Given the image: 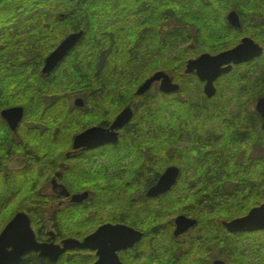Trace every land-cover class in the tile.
Returning a JSON list of instances; mask_svg holds the SVG:
<instances>
[{
  "label": "flooded vegetation",
  "instance_id": "obj_1",
  "mask_svg": "<svg viewBox=\"0 0 264 264\" xmlns=\"http://www.w3.org/2000/svg\"><path fill=\"white\" fill-rule=\"evenodd\" d=\"M33 3L0 0V57L11 56L8 62L0 61V113L19 107L23 110L20 121L0 115V225L10 218L5 227L20 212L29 216L17 211V205L32 211L36 196L48 203L39 211L42 226L34 229L31 225L40 243L62 245L66 239L82 243L106 226L124 227L122 249H114L107 236L97 235L89 248H76L59 258H73L75 264H96L100 259L108 264H264V229L232 233L226 228V223L264 204V172L254 175L253 188L244 181V191L226 196L225 192L231 194L244 178L227 180L224 168L208 170L210 163L205 160L211 151L224 153L227 121L228 130L250 129L242 122L251 115V128L256 132L251 138L257 135L258 124L264 130L263 117L256 110L264 94L256 96L242 75L255 61L231 64L228 73L212 81L214 93L209 97L207 81H201L196 71L186 74V64L203 54L215 56L232 47L207 50L191 37L186 64L179 71L182 55L178 48L170 45L163 51L161 47V4L156 8L150 3L146 6L144 0L143 5L142 0L132 5L103 3L99 10L93 8L89 21L92 34L83 43L87 39L82 28L85 24L74 27L70 22H57L77 14L78 0ZM77 33H82L79 41L52 71L43 74L49 55ZM148 41V48L143 49ZM206 46H210L208 42ZM198 50L201 52L195 55ZM80 58L89 59L87 71L92 82L74 85L61 76L58 98L49 99L56 94H50L48 83L37 76L64 74ZM121 58L122 70L113 83L114 64ZM159 72L168 75L178 90L164 92L161 82L155 81L138 93L145 81ZM76 100H81V105H76ZM36 105L42 109L25 114ZM178 105L183 106L181 110ZM124 110L130 112V119L113 131L114 141L92 149L73 148L77 135L94 127L109 130ZM212 112L216 113L217 130L206 121ZM191 116L197 117L196 131L187 124ZM82 120H90L92 125L78 131ZM152 120L158 127L151 131ZM203 129L208 134L204 135ZM114 146L118 148L114 155L98 153ZM237 150L245 155L240 160L247 155L255 157L256 140L249 139ZM91 153L96 154L93 159L88 157ZM36 154L46 156L41 169L33 164ZM193 160L200 163L198 168ZM170 168L177 171L174 183L164 193L150 196ZM84 193L85 200L72 202V196ZM178 219L184 223L180 232Z\"/></svg>",
  "mask_w": 264,
  "mask_h": 264
},
{
  "label": "trees",
  "instance_id": "obj_2",
  "mask_svg": "<svg viewBox=\"0 0 264 264\" xmlns=\"http://www.w3.org/2000/svg\"><path fill=\"white\" fill-rule=\"evenodd\" d=\"M5 1V0H2ZM9 2H17V3H26V2H44L46 0H6ZM50 2H59L60 0H47ZM66 2L73 3L74 0H64ZM141 0H78L77 3V14L73 13L74 16L69 19H57L58 24L70 22L71 26L80 27L84 25L82 28L85 30V37L87 39L83 42L89 41V36L92 34L89 21L93 18L94 12L92 10H99L101 4L112 2L114 4L125 3L128 5L139 3ZM145 5L150 3L154 6L156 4H161V19H160V37H161V47L164 49L171 45V48L179 47L180 44L189 42V38L193 37L194 42H198L199 46H205L208 50L211 47L217 49L216 51L222 49H229L240 42V39L243 37H249L257 42L259 45L263 46L264 49V0H144ZM33 3V4H34ZM142 0V5H143ZM95 5V7H94ZM193 7H195L196 11L192 13ZM95 8V9H93ZM98 8V9H97ZM154 9V8H153ZM152 11V10H151ZM230 11H235L240 18L241 28L236 29L231 27L226 21V15ZM4 13V12H3ZM65 21V22H64ZM88 26H87V25ZM150 41V40H149ZM148 43L143 46V49L148 48ZM208 42L209 47L206 46ZM214 43L215 45H211ZM170 49V48H169ZM187 46L180 48L177 53L181 54L182 57L179 61L182 63L179 66V71H183V68L187 61ZM83 51L89 52V49L84 47ZM203 51V50H202ZM213 51V52H216ZM201 51L198 50L195 55H198ZM11 60V56L7 53L5 56L0 57L1 62H8ZM138 60V56H135V61ZM123 59H118V62L114 64V67L117 68L113 75V83H116L117 78L122 70V65L120 64ZM105 63V62H103ZM168 67V64H165ZM1 66L6 69L5 63L1 64ZM102 69L104 64H100ZM89 68V59L80 58L76 65L71 66L68 71L65 70L64 74H54L44 77L42 75L37 76L39 80L47 82L48 87L47 90L50 94H60V90L58 85H61L62 77H68L69 81L72 84L86 85L92 82L90 74L91 72L87 71ZM264 50L263 54L260 58L255 60V63L251 66H248L247 69L243 70L242 75L243 78L246 77V81L249 82L248 88L255 91L256 96L264 94ZM245 73V74H244ZM62 76V77H61ZM27 79H22V81L27 83ZM243 81V79H240ZM103 92H101L102 94ZM55 95V96H56ZM66 98L71 99V95H66ZM54 101V100H53ZM24 106V105H22ZM26 106V105H25ZM182 105H178V109H182ZM42 109L41 105H36L33 107V111H29L25 114L37 113ZM165 111L162 112L164 114ZM199 116V114H197ZM216 113L212 112L211 116L206 120L209 121V125L213 127L215 130L216 123ZM197 117L196 119L192 116L188 118L187 124L193 126V131L197 130ZM239 124V120L237 121ZM254 122V117L249 115L246 118L245 125H249L250 129H242L243 127H237L231 130L228 121L225 123V131L223 132V136L227 135V139L225 140L226 147L224 148V153L221 151H211L206 156V161L209 162L208 170L211 167H215L218 170L224 168L227 180L229 178L238 177L241 175L243 179L241 182L233 189L231 194L225 192L226 196L236 195L237 190L244 191L245 189H241L244 187L242 182L247 181L248 186L253 188L256 184L253 180L255 178L254 175L264 172V130L260 128L258 124L257 135L251 138L255 131H252L254 128L252 126ZM151 125L148 126L149 130H154L153 127H158V124L154 120L150 122ZM241 124V122H240ZM92 125L90 120H82L81 128L78 131L85 129ZM164 126V125H162ZM162 126L160 127L163 130ZM204 135L208 132L203 129ZM210 133V132H209ZM249 139L256 140V146L258 148V154L253 157L247 155L246 158L242 160L239 157H244L245 155L238 154V147H242L249 141ZM118 148L117 146L112 147L111 151H101L98 152L100 155H104L108 157L109 154H115ZM91 153L88 157H92V159L96 156V154L92 155ZM46 156H37L35 155L34 165L35 167L41 169L42 160ZM48 158V157H47ZM49 159V158H48ZM50 160V159H49ZM197 161L193 160L195 163V167L198 168L200 163H196ZM214 172V171H212ZM212 175V174H210ZM258 190V186L254 188V191ZM116 192V191H115ZM122 202H118V207H121ZM48 203L41 202L38 200V197L33 198V207L31 210H22L20 209L21 203L17 205V211H26L29 213V217L31 219V225L34 229L40 228L43 223H40L43 219L42 216L39 215V211L41 208L47 207ZM255 205V204H253ZM229 208H227L228 211ZM228 216V212H227ZM231 218V217H230ZM10 218L4 220L2 225H0V229L4 228L5 223ZM60 237H63L60 235ZM232 239V238H230ZM234 241V239H232ZM21 264H75L73 258L63 256L56 263H52L46 259L39 258L35 253L29 254Z\"/></svg>",
  "mask_w": 264,
  "mask_h": 264
},
{
  "label": "water",
  "instance_id": "obj_3",
  "mask_svg": "<svg viewBox=\"0 0 264 264\" xmlns=\"http://www.w3.org/2000/svg\"><path fill=\"white\" fill-rule=\"evenodd\" d=\"M227 22L230 26L234 28H241L240 19L236 12H230L227 16ZM82 33L72 34L67 39H65L53 53L49 55L46 59L45 65L43 67L42 73L48 74L52 71L57 64L63 59L66 52L81 38ZM248 45L252 48L254 54L251 56L241 57L237 54V48L241 43ZM263 53L262 47L255 43L253 39L245 37L241 42L231 50L222 52L218 55L211 56L209 54H203L196 60H191L186 65V74H190L196 71L197 76L201 81H207L205 86V93L210 97L214 93V87L212 81L215 80L219 75L228 73L231 69V64L239 65L243 63H248L255 59L261 57ZM211 65V70H207L206 66ZM222 66H228L227 68L222 69ZM160 81V89L164 92L177 91L178 86L173 85L170 81L168 75L163 72H159L153 75L151 78L147 79L145 83L138 89V93L145 92L150 85L155 82ZM81 100H76V105H81ZM257 112L263 117V127H264V98H260L257 101L256 105ZM22 108L11 109L3 113H11L14 115V119L20 121L22 117ZM130 119V112L124 110L121 112L115 121L113 122L111 128L106 130L108 134L102 137L89 138L86 133L90 132L93 128L87 129L81 134L77 135L73 142V148L78 149L80 147H87L88 149L95 148L104 143L114 141L116 139V133L113 131L116 129L122 128ZM177 177L176 169H168L164 175L161 177L159 183L151 189L149 192L150 196H155L161 193H164L167 189L171 187ZM87 194H78L72 196L73 203H81L85 200ZM264 208V204L252 209L245 217L235 219L229 223H226V228L229 232L235 233L240 231H256L263 230L264 224L260 223L258 220L256 222H250L248 216L251 213L256 212L257 209ZM17 220L22 221L24 224V231L28 234L29 243L20 244L13 246V244L8 243L3 248H0V264H21L23 257L29 253H37L40 258H46L52 263H56L58 259L67 251L74 250L76 248H89L92 242L97 235H105L109 238V241L114 245V249H122L124 243V227L122 226H106L101 228L95 235L87 237L82 243L74 239H66L62 242V245L54 243H40L36 240L34 231L31 228V221L29 217L21 212L16 214L7 225L14 224ZM6 225V226H7ZM177 232H180L184 228L183 219H178L176 221ZM119 228L122 230L123 238L117 242H113L111 239V229ZM49 252H54V255H50ZM96 264H108L105 263L103 259H100Z\"/></svg>",
  "mask_w": 264,
  "mask_h": 264
},
{
  "label": "snow or ice",
  "instance_id": "obj_4",
  "mask_svg": "<svg viewBox=\"0 0 264 264\" xmlns=\"http://www.w3.org/2000/svg\"><path fill=\"white\" fill-rule=\"evenodd\" d=\"M237 54L241 57L251 56L254 54L251 47L245 45L243 42L237 48ZM207 70H211V65L206 66ZM0 115L7 117L9 120L14 119L13 114L11 113H0ZM108 132L104 127H94L90 132H87L86 135L89 138H96L106 136ZM250 222H256L257 220L264 224V208L257 209L256 212L251 213L248 216ZM123 238L122 230L119 228L111 229V239L113 242L119 241ZM11 243L13 246L20 244L29 243L28 234L24 231V224L22 221L17 220L14 224L7 225L3 229H0V248H3L6 244ZM50 255H54V252H49Z\"/></svg>",
  "mask_w": 264,
  "mask_h": 264
},
{
  "label": "rangeland",
  "instance_id": "obj_5",
  "mask_svg": "<svg viewBox=\"0 0 264 264\" xmlns=\"http://www.w3.org/2000/svg\"><path fill=\"white\" fill-rule=\"evenodd\" d=\"M188 45V43L186 42V43H182V44H180L179 45V47L177 46V48H178V50L180 49V48H183V47H186ZM264 70V69H263ZM51 96V95H50ZM58 98V96L56 95V96H54V97H52V98H49V99H57ZM18 104H20V103H18ZM33 109V108H32ZM31 109V110H32ZM229 219V218H228Z\"/></svg>",
  "mask_w": 264,
  "mask_h": 264
},
{
  "label": "bare ground",
  "instance_id": "obj_6",
  "mask_svg": "<svg viewBox=\"0 0 264 264\" xmlns=\"http://www.w3.org/2000/svg\"><path fill=\"white\" fill-rule=\"evenodd\" d=\"M15 22V21H14ZM42 26V25H41ZM219 111V110H218ZM187 119V118H186Z\"/></svg>",
  "mask_w": 264,
  "mask_h": 264
}]
</instances>
